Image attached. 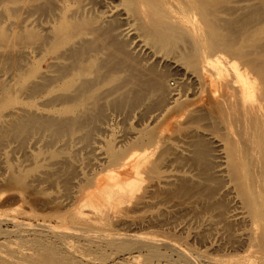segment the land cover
Returning <instances> with one entry per match:
<instances>
[{"label":"bare ground","instance_id":"bare-ground-1","mask_svg":"<svg viewBox=\"0 0 264 264\" xmlns=\"http://www.w3.org/2000/svg\"><path fill=\"white\" fill-rule=\"evenodd\" d=\"M0 79V264H264V0H0Z\"/></svg>","mask_w":264,"mask_h":264},{"label":"rangeland","instance_id":"rangeland-1","mask_svg":"<svg viewBox=\"0 0 264 264\" xmlns=\"http://www.w3.org/2000/svg\"><path fill=\"white\" fill-rule=\"evenodd\" d=\"M168 83H169V86H173L174 81H173L172 79H169V80H168ZM4 84H5V82H4L2 79H0V88L3 87ZM220 94H221V91L219 92V95H220ZM22 219H24V220H29L30 218L27 217V216H23ZM5 227H6L5 225H2V226H1L2 229H4ZM8 227L11 228V226H8ZM4 232L7 233V231H4ZM9 239H12V237H10ZM1 240H2V237H0V241H1ZM143 254H144V253H143ZM89 256H91V257H93V258L104 257L103 254L95 253V252H91V253H89ZM143 258H144V256L141 257V259H143ZM107 264H112V263L110 262V263H107Z\"/></svg>","mask_w":264,"mask_h":264}]
</instances>
